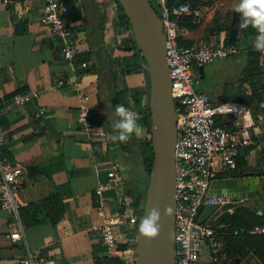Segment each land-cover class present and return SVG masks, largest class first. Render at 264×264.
I'll return each instance as SVG.
<instances>
[{"label":"crops","instance_id":"crops-1","mask_svg":"<svg viewBox=\"0 0 264 264\" xmlns=\"http://www.w3.org/2000/svg\"><path fill=\"white\" fill-rule=\"evenodd\" d=\"M62 1L69 8L66 19L79 44L92 53L88 60L90 67L101 61L98 58L109 61L117 74L118 89L129 104L127 114L133 121L134 131L143 129L146 132L143 136L149 139L150 122L140 120L149 106L148 80L141 67L143 56L134 48L136 43L120 19L117 1ZM193 2L195 7H192ZM210 4L211 0H190L194 14L183 18L180 38L184 44L200 40L216 45L239 43L256 53L264 48V33L245 38L243 29L236 42L229 43L227 24L238 11L245 16L244 26L252 19L262 20L264 0H247L242 10L225 13L215 25L211 14L202 17L203 10H208ZM42 14L43 0H23L0 8V127L7 131L6 155L23 170L17 182V198L21 203L18 218L10 216L0 203V264H19L29 256L51 259L56 264H94V260L99 259L120 264L117 257L105 253L95 231L105 216H118L123 212L121 204L131 203L126 196L125 182L120 191L105 193L101 204L94 194L95 189L106 181L114 154L107 146L104 131L97 126L100 112L98 75L89 68L78 85L52 90L58 81L70 77V69L62 57L58 40L41 26ZM235 16L239 21L240 16ZM243 53L246 59L238 55L203 67L195 86L197 92L205 93L215 102L247 106L255 125L262 130L258 138H251L241 149L231 170L218 173L216 180L247 168L261 174L264 167V149L261 147L264 142V83L258 85L259 80L264 79V71L259 66L255 70L247 52ZM80 92L88 96L93 113L94 130L90 133L83 132L77 123ZM33 93L38 94L36 100L32 99L22 107L13 104L15 97ZM101 106L109 108L107 104ZM134 116L138 119L134 120ZM261 180L264 182L262 176ZM54 198L60 199L61 212H58L60 206ZM227 200L230 202L227 206L231 205L228 214H233L240 205L249 209L253 203L252 209L264 217L262 191L257 192L255 198H242L235 203L230 198ZM40 203L45 206L37 207ZM100 205L103 209H99ZM224 211L223 208L218 214ZM58 214L60 220L52 226L47 219ZM127 242L135 248L124 238L119 246ZM200 261L208 264V256L204 254ZM218 264L258 263L251 255L230 258L222 248Z\"/></svg>","mask_w":264,"mask_h":264},{"label":"built area","instance_id":"built-area-1","mask_svg":"<svg viewBox=\"0 0 264 264\" xmlns=\"http://www.w3.org/2000/svg\"><path fill=\"white\" fill-rule=\"evenodd\" d=\"M23 0H0V8H8ZM170 0H147L155 6L165 35V57L171 82V97L176 112L177 138L174 150L175 165V221L174 253L175 264H201L200 258L208 256V264H218L222 258L223 244L214 242L213 220L230 202L223 196L212 192V184L218 173H227L235 165L241 149L251 138H258L262 130L255 125L251 110L247 106L228 101L215 102L205 93L197 92L200 69L238 56L241 44H212L203 40L190 45L180 44L183 18L194 14L187 2L169 6ZM68 6L62 0H43V14L40 24L58 40L64 61L70 69V77L52 87L57 91L70 85H78L84 73L89 70L90 62L80 60L88 52L75 37L72 25L66 19ZM154 10V9H153ZM259 67L264 71V48L258 50ZM81 106L77 123L86 133L94 130L93 113L89 98L79 93ZM33 93L18 96L13 104L22 107L37 99ZM134 120L138 117L134 116ZM7 131L0 127V203L1 208L10 216L18 218L21 203L17 198L18 180L23 170L16 166L6 155ZM219 169V172H217ZM124 185V177L119 168L111 164L106 172V181L99 185L94 194L99 203L104 194L118 192ZM218 205L216 212L203 224L197 218L202 208ZM122 214L105 216L95 231L98 240L110 257H117L121 264H135L134 247L120 251L121 238L128 240L124 227H140V215H136L131 203L124 204ZM99 209H103L100 205ZM264 226L236 230L233 236L263 235ZM19 264H56L54 260H40L36 256L22 259Z\"/></svg>","mask_w":264,"mask_h":264},{"label":"water","instance_id":"water-1","mask_svg":"<svg viewBox=\"0 0 264 264\" xmlns=\"http://www.w3.org/2000/svg\"><path fill=\"white\" fill-rule=\"evenodd\" d=\"M130 24V33L143 56L142 69L148 76V104L153 162L149 174L140 227L135 240V264H175V165L174 150L177 138L176 112L171 97V82L165 57V35L162 24L147 0H116ZM238 25H228V42H236L244 27L241 11ZM202 72V68L200 69ZM264 79L259 80L262 86ZM261 147L264 149V142ZM261 174L247 168L230 173L213 182L215 195L240 199L255 198L262 191ZM263 192V191H262ZM237 195V197H235ZM219 208L208 205L201 209L197 223L203 225ZM261 216V212H258Z\"/></svg>","mask_w":264,"mask_h":264},{"label":"trees","instance_id":"trees-1","mask_svg":"<svg viewBox=\"0 0 264 264\" xmlns=\"http://www.w3.org/2000/svg\"><path fill=\"white\" fill-rule=\"evenodd\" d=\"M187 2L190 5V0H170L168 1L169 6H174L179 3ZM197 3V1H196ZM118 4V3H117ZM119 5V4H118ZM192 7H195V2L192 3ZM120 19L124 21V25L128 27L130 31V24L123 14L121 7L119 6ZM247 15V13H246ZM253 15V14H252ZM263 22V25H262ZM180 26L184 27V19L180 23ZM245 38L260 35L264 33V12L262 14V20L248 22L242 30ZM133 37V36H132ZM134 39V38H132ZM135 43V40H132ZM180 44L187 46L190 44H184L180 38ZM134 48L139 50L137 44H134ZM140 51V50H139ZM138 51V52H139ZM248 55L249 63L255 65V70L259 66V54L252 51L251 48H246L245 50ZM99 54V53H98ZM97 54V55H98ZM95 55V56H97ZM92 53H88L80 57V60H89ZM90 57V58H89ZM99 57V56H98ZM252 59V61H251ZM101 60L96 64V66L90 67L98 75V101L100 103V112L98 113L97 126L100 127L105 134L107 146L109 150H114V154L111 155V161L116 165L122 176L124 177V182L126 185V196L131 200V207L136 215H140L143 209V203L145 199V193L147 189L149 174L153 162V150L151 142L145 146H141L140 142L135 138L133 121L128 117L127 112L130 107L123 96V92L118 89L117 86V74L113 70V67L109 61L105 59ZM90 71V70H89ZM258 71V69H257ZM147 80V73L144 72ZM104 95V99L101 96ZM102 104H107L109 108L101 106ZM140 120H146L150 122L149 106L144 109L143 117ZM134 140L140 149L142 158V175L147 176V182L143 187H141L136 181L128 180L126 174L128 172H133V167L127 161L129 155L132 152V147L130 141ZM96 148V145L94 144ZM127 161V163H124ZM130 172V173H131ZM261 176L264 178V167L261 171ZM264 193V188H263ZM58 201L60 207H58V212L62 210V204L59 203V198H54ZM47 203V202H46ZM45 206V203H40L36 205L37 207ZM43 206V207H44ZM231 205L225 206L224 211L218 214L213 220V226L215 228L214 242H219L223 244V252L230 257H243L245 255H251V257L258 264H264V234L263 235H239L233 236L234 230H245L251 229L255 226H264V217L257 215V212L250 211L245 207H239L234 209L233 214H228L227 209H230ZM31 209V208H30ZM60 210V211H59ZM60 220V214L56 217L52 216L47 219V221L52 225L56 226ZM46 221V220H42ZM41 221V222H42ZM124 231L128 236L129 242L135 246V240L138 233L137 225L131 228H125ZM130 246L127 244L121 245L118 248L120 250H126ZM107 259L94 260V264H109ZM120 263V261H119ZM121 264V263H120Z\"/></svg>","mask_w":264,"mask_h":264},{"label":"rangeland","instance_id":"rangeland-1","mask_svg":"<svg viewBox=\"0 0 264 264\" xmlns=\"http://www.w3.org/2000/svg\"><path fill=\"white\" fill-rule=\"evenodd\" d=\"M217 2L214 3L213 0H211V4L208 8V10H203L202 12V17L205 18L206 16L208 15H212L214 17V20H213V25H215V23L219 22V19L221 16H224L225 13L227 12H234V11H237L239 9H243L244 6L246 5L247 3V0H216ZM150 6L152 7V9H154V11L157 12L155 6L152 4H150ZM246 50V46L244 45H241V53L239 54L240 56H244L245 59H246V56L244 55L243 52H245ZM240 58H243V57H240ZM149 86V85H148ZM142 127V126H141ZM146 133V132H145ZM143 129L139 128L138 132L134 131V136L135 138L140 142L141 146H145L148 141L151 142V137H150V134H149V139L145 136H143V134H145ZM148 135V133H147ZM130 144H131V147H132V152L131 154L129 155V158L127 159V161L130 163V165L133 167V172H128L126 174V177L128 180H131V181H136V183H138L141 187H143L145 185V183L147 182V176L145 175H142V158H141V152H140V149L138 147V144L134 141V140H131L130 141ZM127 161H124V163H127ZM253 203H251V205H249L250 207L249 210H253L252 209ZM234 208L236 206H233ZM239 207H242V205H240ZM238 207V208H239ZM247 208V207H245ZM251 208V209H250Z\"/></svg>","mask_w":264,"mask_h":264},{"label":"flooded vegetation","instance_id":"flooded-vegetation-1","mask_svg":"<svg viewBox=\"0 0 264 264\" xmlns=\"http://www.w3.org/2000/svg\"><path fill=\"white\" fill-rule=\"evenodd\" d=\"M233 19H234V21H235V25H238V24H237V23H238V16H234V15L232 16V19L230 18V20H229L230 22L228 21L227 24H228V23H229V24L232 23V22H233ZM229 24H228V25H229ZM262 191H263V189H262Z\"/></svg>","mask_w":264,"mask_h":264}]
</instances>
